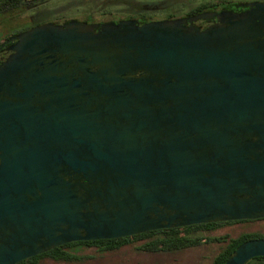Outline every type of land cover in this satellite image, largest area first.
<instances>
[{
    "label": "water",
    "instance_id": "1",
    "mask_svg": "<svg viewBox=\"0 0 264 264\" xmlns=\"http://www.w3.org/2000/svg\"><path fill=\"white\" fill-rule=\"evenodd\" d=\"M33 26L0 63V264L264 219V2ZM215 20L206 28L195 23ZM264 258V239L224 264Z\"/></svg>",
    "mask_w": 264,
    "mask_h": 264
},
{
    "label": "rangeland",
    "instance_id": "2",
    "mask_svg": "<svg viewBox=\"0 0 264 264\" xmlns=\"http://www.w3.org/2000/svg\"><path fill=\"white\" fill-rule=\"evenodd\" d=\"M140 2L159 0H139ZM184 7L174 18L184 17L187 10L201 4H219L221 0H181ZM229 3L248 4L264 2V0H223ZM22 12H6L0 20V43L33 26L44 23H63L69 20L87 21L90 23H104L123 20L127 14L121 8L111 7L101 11L99 8L107 4L108 0H27ZM167 12L152 15V21L168 20ZM133 18H136L133 16ZM171 18V19H174ZM31 19V21H30ZM243 234L261 236L264 239V221L235 223L215 227L210 230L196 231L188 236L197 240V245L168 252L141 251L139 246L143 242L133 243L113 253L96 254L93 248L82 249L78 255L82 260L69 264H211L213 258L228 243ZM260 239V238H254ZM41 264H68L54 263L44 260Z\"/></svg>",
    "mask_w": 264,
    "mask_h": 264
},
{
    "label": "trees",
    "instance_id": "3",
    "mask_svg": "<svg viewBox=\"0 0 264 264\" xmlns=\"http://www.w3.org/2000/svg\"><path fill=\"white\" fill-rule=\"evenodd\" d=\"M26 1L27 0H0V18L2 19L4 13L8 11L17 12L18 14L21 13L23 6L27 3ZM184 4L185 2L181 0H159L149 2H140L139 0H108L107 4L103 7H100L99 9L103 11L111 7L121 8L124 13L127 14L123 20H136L137 24L141 25L143 23L152 21V15H156L157 13L161 12L169 13L167 15V19L174 18L176 15H179V11L184 7ZM234 6L239 7V3H229L221 0L219 4H201L194 8H191L190 10H187L184 14V17L195 16L203 12L232 10V7ZM133 16H135L136 18H133ZM86 22L90 23L89 20H87ZM201 23L204 26H207L208 24V22L206 21H202ZM255 221H264V219ZM244 222L254 221H233L205 225H193L185 228L152 231L127 238L89 242H74L54 248L47 251L46 253L23 260L17 264H41V262L44 260H50L54 263L63 262L69 264L83 259L82 256L78 255V252L84 248H93L96 250V254L98 256H101L105 253H113L119 251L122 248L131 246L133 243L137 242H143L139 246V249L141 251L157 253L178 249L180 250L197 245V240H191L188 238L190 234L196 231H206L222 225ZM254 238L261 239L262 237L251 234H243L236 239L229 240L228 243L225 244V246L213 258L211 264H224L227 258L239 245L246 242L247 240ZM246 264H264V258H255L247 262Z\"/></svg>",
    "mask_w": 264,
    "mask_h": 264
},
{
    "label": "flooded vegetation",
    "instance_id": "4",
    "mask_svg": "<svg viewBox=\"0 0 264 264\" xmlns=\"http://www.w3.org/2000/svg\"><path fill=\"white\" fill-rule=\"evenodd\" d=\"M245 5L246 4L239 3V7L234 6V7H232V10L235 11V12L243 11V10L246 9V6ZM216 12H219V11H216ZM30 21H31V19H30ZM214 21H215L214 19L208 21L207 26H209ZM115 22H117V21H115ZM201 22L202 21H199V22H197L195 24L197 26H200L201 28H206L207 26H204ZM54 24H56V23H54ZM58 24H63V23H58ZM12 37H14V36L12 35L10 38H12ZM10 38H8V39H10ZM8 39H6V40L4 39L1 42V45H0V63L11 53V51L9 50V47L15 43V41H11L9 43H6V41Z\"/></svg>",
    "mask_w": 264,
    "mask_h": 264
}]
</instances>
